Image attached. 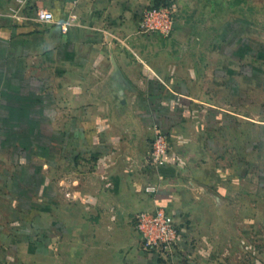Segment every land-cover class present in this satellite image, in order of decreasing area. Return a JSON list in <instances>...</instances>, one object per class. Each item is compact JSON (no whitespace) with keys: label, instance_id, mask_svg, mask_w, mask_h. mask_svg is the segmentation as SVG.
<instances>
[{"label":"crops","instance_id":"obj_1","mask_svg":"<svg viewBox=\"0 0 264 264\" xmlns=\"http://www.w3.org/2000/svg\"><path fill=\"white\" fill-rule=\"evenodd\" d=\"M153 2L0 0V264H228L234 206L245 264H264V121L209 96L218 41L198 0H172L166 36L138 31ZM156 207L186 229L172 262L141 249L131 220Z\"/></svg>","mask_w":264,"mask_h":264},{"label":"rangeland","instance_id":"obj_2","mask_svg":"<svg viewBox=\"0 0 264 264\" xmlns=\"http://www.w3.org/2000/svg\"><path fill=\"white\" fill-rule=\"evenodd\" d=\"M198 6L203 21L211 23L207 34L216 36L218 41L212 49L218 57L217 76L205 80L209 96L231 113L228 117L264 121V30L258 29L264 27V0H198ZM213 7H217V12ZM227 16L233 20L226 22ZM237 127L235 133L261 131L249 122ZM233 211L234 221L226 222L224 227L229 252L217 261L245 264V221H238L239 217H245V207L234 206Z\"/></svg>","mask_w":264,"mask_h":264},{"label":"built area","instance_id":"obj_3","mask_svg":"<svg viewBox=\"0 0 264 264\" xmlns=\"http://www.w3.org/2000/svg\"><path fill=\"white\" fill-rule=\"evenodd\" d=\"M36 18L50 21L53 14L48 10L39 9ZM175 22L176 12L171 0L159 5L151 3L141 12L138 31L142 34L166 36L173 31ZM169 148L168 135L156 134L151 141L152 158L156 162H163ZM131 220L141 249L152 257L172 262L186 236L185 226L177 222L175 214L163 207H156L133 213Z\"/></svg>","mask_w":264,"mask_h":264},{"label":"trees","instance_id":"obj_4","mask_svg":"<svg viewBox=\"0 0 264 264\" xmlns=\"http://www.w3.org/2000/svg\"><path fill=\"white\" fill-rule=\"evenodd\" d=\"M166 0H154L153 4L154 5H159L160 3L165 2Z\"/></svg>","mask_w":264,"mask_h":264}]
</instances>
